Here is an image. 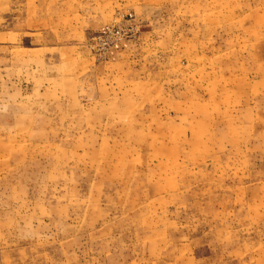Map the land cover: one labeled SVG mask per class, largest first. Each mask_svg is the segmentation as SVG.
Instances as JSON below:
<instances>
[{"label": "rangeland", "instance_id": "rangeland-1", "mask_svg": "<svg viewBox=\"0 0 264 264\" xmlns=\"http://www.w3.org/2000/svg\"><path fill=\"white\" fill-rule=\"evenodd\" d=\"M0 264H264V0H0Z\"/></svg>", "mask_w": 264, "mask_h": 264}, {"label": "built area", "instance_id": "built-area-1", "mask_svg": "<svg viewBox=\"0 0 264 264\" xmlns=\"http://www.w3.org/2000/svg\"><path fill=\"white\" fill-rule=\"evenodd\" d=\"M130 39V31L118 25L103 27L98 33L90 38L91 50L105 54L114 45Z\"/></svg>", "mask_w": 264, "mask_h": 264}, {"label": "crops", "instance_id": "crops-1", "mask_svg": "<svg viewBox=\"0 0 264 264\" xmlns=\"http://www.w3.org/2000/svg\"><path fill=\"white\" fill-rule=\"evenodd\" d=\"M96 25L97 24H93V23L89 24L88 32L86 34L88 42H89L90 38L92 36H94L95 33L101 28L100 25L99 26H96ZM125 49L126 48L124 45H116V46H113L112 48H110V50L108 51L109 52V59L106 62H104L105 65L114 64L113 61H115V60L119 59L121 56L125 55V52H126ZM80 50H82V52L86 51L88 56L91 57L90 56V50H89L87 44H85V46L81 47Z\"/></svg>", "mask_w": 264, "mask_h": 264}]
</instances>
